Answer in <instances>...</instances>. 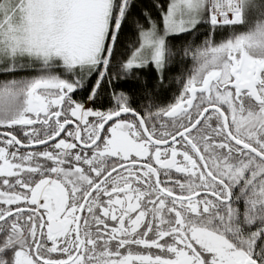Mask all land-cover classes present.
<instances>
[{"label":"snow or ice","instance_id":"1","mask_svg":"<svg viewBox=\"0 0 264 264\" xmlns=\"http://www.w3.org/2000/svg\"><path fill=\"white\" fill-rule=\"evenodd\" d=\"M0 264H264V0H0Z\"/></svg>","mask_w":264,"mask_h":264}]
</instances>
